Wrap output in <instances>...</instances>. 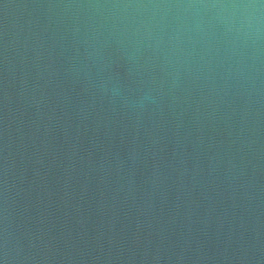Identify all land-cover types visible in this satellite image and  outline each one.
Instances as JSON below:
<instances>
[{"label": "water", "instance_id": "1", "mask_svg": "<svg viewBox=\"0 0 264 264\" xmlns=\"http://www.w3.org/2000/svg\"><path fill=\"white\" fill-rule=\"evenodd\" d=\"M30 2L0 0V42ZM139 87L117 60L87 88L33 70L6 108L0 47V231L6 196L26 264H264V161L230 179L220 136L142 110Z\"/></svg>", "mask_w": 264, "mask_h": 264}, {"label": "clouds", "instance_id": "2", "mask_svg": "<svg viewBox=\"0 0 264 264\" xmlns=\"http://www.w3.org/2000/svg\"><path fill=\"white\" fill-rule=\"evenodd\" d=\"M23 32L5 29L8 87L42 71L93 86L114 60L138 78L142 110L212 130L229 178L264 161V0H31ZM101 90L103 81L95 85ZM222 153V156L220 155ZM0 264H26L4 200Z\"/></svg>", "mask_w": 264, "mask_h": 264}]
</instances>
